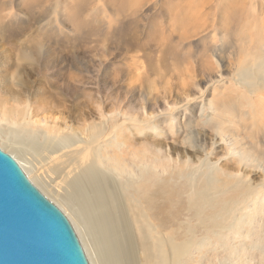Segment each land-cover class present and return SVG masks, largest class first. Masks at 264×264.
<instances>
[{
  "label": "rangeland",
  "instance_id": "rangeland-1",
  "mask_svg": "<svg viewBox=\"0 0 264 264\" xmlns=\"http://www.w3.org/2000/svg\"><path fill=\"white\" fill-rule=\"evenodd\" d=\"M255 58H264V0H0V117L27 103L33 120L70 135L68 151L108 118L97 162L157 231L190 243L182 264H264V195L237 200L233 187L238 170L252 173L249 194L264 184L238 157L264 154L263 124L245 126L264 91L235 83Z\"/></svg>",
  "mask_w": 264,
  "mask_h": 264
},
{
  "label": "bare ground",
  "instance_id": "bare-ground-1",
  "mask_svg": "<svg viewBox=\"0 0 264 264\" xmlns=\"http://www.w3.org/2000/svg\"><path fill=\"white\" fill-rule=\"evenodd\" d=\"M193 24V20L185 21L183 26L188 27ZM246 64L236 74L235 83L250 94L253 86L258 87V92L264 91V58H255ZM74 79L76 81L75 77ZM26 104L21 111H11V116L6 113L1 114L0 149L14 157L31 182L67 214L66 217L71 221L89 264H182L181 261L186 257L190 243L181 240L176 242L173 238L164 235L162 230L157 231L147 215L134 210L138 202H133L122 193L125 189L120 184L119 175L114 172L110 164L97 162L96 153L100 140L107 141L108 135L112 133L108 126V118L101 117L100 121L98 119L100 123L87 124L91 133L89 141L85 146L82 144L83 147L79 149L76 147V151H68L72 144L71 138L68 137L70 135L65 136L59 128L51 127L48 118L33 120L31 108L29 109ZM259 104L264 105V99ZM254 113L257 118L251 116ZM251 114L250 117L245 115L246 121H249L245 125L248 126V130H252L257 124L260 125L259 121L264 126V121H261L264 109L252 107ZM153 118L156 119L157 116ZM148 122L141 121L136 124L147 125ZM217 129L224 136L225 129L223 127ZM231 140L235 143L234 139ZM238 157L243 163L259 170L264 177L263 153L242 150ZM199 164H202V168L198 169V172L203 178L211 181L212 168L203 159L199 160ZM139 171H134L133 178L136 181L142 177ZM251 175V172L237 171L233 185L237 191V200H245L251 195L256 202L257 197L264 195V184L254 188L249 194L252 189ZM210 185L214 186L212 183ZM149 200L151 201L152 198L150 197ZM233 205H236V202H233ZM156 217V214L153 215L152 220Z\"/></svg>",
  "mask_w": 264,
  "mask_h": 264
},
{
  "label": "water",
  "instance_id": "water-1",
  "mask_svg": "<svg viewBox=\"0 0 264 264\" xmlns=\"http://www.w3.org/2000/svg\"><path fill=\"white\" fill-rule=\"evenodd\" d=\"M0 264H89L68 218L1 149Z\"/></svg>",
  "mask_w": 264,
  "mask_h": 264
}]
</instances>
